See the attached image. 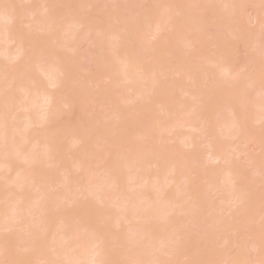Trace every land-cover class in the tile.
Masks as SVG:
<instances>
[{
	"label": "bare ground",
	"instance_id": "bare-ground-1",
	"mask_svg": "<svg viewBox=\"0 0 264 264\" xmlns=\"http://www.w3.org/2000/svg\"><path fill=\"white\" fill-rule=\"evenodd\" d=\"M191 1L197 6L186 7V0H103L102 8L92 0H0V41H4L0 45V115L9 111L13 116L0 117V178L4 179L0 182V231H9L8 236L0 233V251L7 264H176L183 258L189 264H213L220 257L225 264L228 257L216 252V247L230 246L224 235L235 229L232 222L216 215L221 207L215 212L201 188H187L193 205L200 211L208 209L201 216L189 205L180 209L177 196L182 191L179 187L197 175L195 181L207 182L215 195L228 193L233 206L240 203L237 214L264 200V194L255 189L262 184L264 190V181H248L230 159L244 156L256 174L264 176L259 159L230 144L232 140L262 148L249 121L259 124L264 120V70L258 59L264 57V3L256 8V0L254 5L250 0ZM213 1L227 6L226 17L228 11L235 12L232 17H241L239 12L244 13L246 6L255 7L247 22L243 18L233 21L230 16L226 22L243 21L237 40L254 38L251 50L255 47V53L256 44L260 47L256 56L241 60L248 72H232L229 79V66L220 67L224 74L218 71L227 79H217L210 68L205 72L200 67L198 54L189 55L195 47L190 33L195 26L189 27L195 25L194 10ZM85 4L92 6L91 12L87 7L84 12ZM221 5L219 9L209 6L212 21L207 16L211 25L205 26L214 30L201 40H208V47L214 49L221 47L220 37L225 34L219 28L229 29L224 11L219 14ZM110 9L119 10L114 21L98 25L95 14ZM250 25L259 29L253 32ZM228 34L227 43L239 36L232 30ZM79 45L86 46V55L76 54L78 48L71 52ZM196 55L199 65L191 62ZM83 62L94 68L88 76L81 73ZM202 68L217 77L200 72ZM181 74L191 81L190 86L181 85ZM204 77L209 84L202 88L199 82ZM179 90L191 97L189 103L176 98ZM162 93L163 99L159 98ZM197 103L201 104L200 118ZM219 105L232 117L220 112ZM152 106L157 107V115L150 119L146 112ZM100 107L108 111L101 119L95 116ZM13 108L21 111L13 115ZM213 108L219 113L210 111ZM208 109L215 112L208 113ZM211 114L221 115L213 121ZM59 116L70 119L61 121ZM66 124L72 126L65 129ZM181 128L200 130L207 161L226 164L225 170L221 165L202 170L197 154L182 153L177 141L187 149L194 142L191 135L179 137ZM58 132L68 138L59 141ZM223 171L227 185L220 183ZM162 181L172 190L164 191ZM236 184L242 191L234 188ZM161 193L164 198H159ZM111 196L116 199L109 202ZM158 198L173 206L159 203ZM168 209L175 212L173 216ZM251 252L254 260L250 264H264L260 242L253 243Z\"/></svg>",
	"mask_w": 264,
	"mask_h": 264
},
{
	"label": "rangeland",
	"instance_id": "rangeland-1",
	"mask_svg": "<svg viewBox=\"0 0 264 264\" xmlns=\"http://www.w3.org/2000/svg\"><path fill=\"white\" fill-rule=\"evenodd\" d=\"M103 2V0H96V3H95V0H92V3H93V5H96L95 7H98V8H102V4H100V3H102ZM188 3H186L185 2V6L186 7H190V6H194L195 5V2H192L191 0H186ZM232 1H234V0H232ZM264 0H256V2H255V0H250V3H258L257 5H255V7L256 8H260L262 5H261V3H264L263 2ZM122 2V1H121ZM192 2V4H190ZM216 2V1H215ZM235 2V1H234ZM233 2V3H234ZM209 3H211V4H213V5H209ZM228 3H229V1H228ZM252 3V4H253ZM104 4V3H103ZM122 4V3H121ZM125 4V2L123 3V5ZM145 4L146 3H144L143 4V6L145 7ZM207 4V3H206ZM232 4V3H231ZM142 5V4H141ZM188 5V6H187ZM212 8L213 7V9H214V6H217L218 7V5L220 6L221 4H214V1L213 2H208V4L206 5V7L207 8H209V10L207 11L206 9H204V8H206V7H204V8H202V6L200 7H198V10H197V8L194 10V13H195V15H196V17L194 16V19H193V21L192 22H194V20H195V18H196V20L200 23V25L202 26H198V25H196L197 24V22H196V20H195V22H194V24L195 25H192V23L189 25V27L190 26H192V28H193V26H195L194 28H193V30H191L190 31V33H191V35L192 36H194L195 38H196V40H195V38H193L192 37V39L191 40H193L194 41V43H195V47H193V48H191V49H189L190 50V52H189V55L190 54H193V56H195L194 54H198V58H199V61H197L198 60V58H197V55H196V59H192L190 56L187 58V59H189V58H191L192 60H191V62L194 64V65H199L200 64V67L201 66H203V68L205 69V72L210 68V72L211 71H213L214 72V74H216L217 73V76H218V78L217 79H219V78H221V77H225L226 78V75H230V73H232V72H248L247 71V68L245 69V68H242V62H243V59H245V57H247L248 55H249V57H250V55L251 56H256L257 55V52L259 51V50H257L258 48H260L259 46L257 47V45L258 44H256V53H255V50H254V48H252L253 50H251V47L252 46H255L254 45V43H253V40H254V38H252V39H249V37H247V36H245V37H243L242 38V40H244V41H238L237 39L238 38H240V35H239V29H240V27L242 28V26H241V24H242V22H241V24H239L238 22L243 18L244 19V21H246L247 22V18L250 16V13L251 14H253V9L255 8H253V7H251L250 5H248V6H246L247 8L245 9V7H243L244 9H245V11H244V13H243V10H242V12H239V14L240 13H242V15L243 16H241V17H237L236 15V17L235 16H233L232 17V14H234L235 12L234 11H232L233 13H230L229 11H228V13H227V15H228V17H226V8L225 7H227V6H225V7H223L224 5H221V8H220V10H219V14H221L220 13V11H224V12H222V14L223 15H225V17H224V19H226V20H224L225 21V24L227 25L228 24V26H229V29H225V31L223 30L224 28H219L220 30L219 31H223V33H225V34H230V32H231V30H232V32L233 33H237L238 32V34L237 35H239L238 37H231V39L229 38L228 39V43H227V36L224 34L223 36H221L220 38H221V40H220V44L221 45H219V46H221V47H218V45H217V47L218 48H216V49H214L213 48V46L212 47H208V44L210 43L208 40H206V42H204V43H202V39H203V36H208L209 35V37H210V34L212 35V33H213V28L212 29H210L209 28V26H208V28H207V26H205L206 24H209L208 22L209 21H212V19H209L210 17H212L209 13H210V10L211 11H213V9H210V7ZM254 5V4H253ZM84 6V5H83ZM104 6V5H103ZM125 6V5H124ZM128 6V5H127ZM197 5H195V7H196ZM245 6V5H244ZM85 7H87V9H88V11L89 12H91V10H90V8L92 7V6H86V4H85V6H84V9H85ZM90 7V8H89ZM222 7H223V10H221L222 9ZM228 7H229V5H228ZM114 8V7H113ZM87 9H85L84 10V12H87L86 10ZM92 9V8H91ZM118 9V8H117ZM120 9V8H119ZM140 9H141V7H140ZM147 8H145V10H146ZM216 9V8H215ZM218 9H219V7H218ZM218 9H216V11L218 10ZM225 9V10H224ZM144 10V11H145ZM82 11H83V7H82ZM118 11L119 10H111L110 9V12H102V13H98L99 15H97L96 16V14H95V20L97 21V24L98 25H106V24H108V23H112L113 21H114V17H115V15H117L118 14ZM215 11V10H214ZM241 11V10H240ZM141 12H142V9H141ZM209 12V13H208ZM207 13H208V15H207ZM221 14V15H222ZM231 14V15H230ZM238 14V13H237ZM220 15V17H222ZM208 16V17H207ZM229 16L230 17H232L231 19H233V21H238L237 23L236 22H233V21H231L230 22V20L228 21V23H226L227 22V20L228 19H230L229 18ZM207 17V19H205ZM223 17H222V19H223ZM240 19V20H239ZM246 19V20H245ZM205 20V21H204ZM208 22H207V21ZM203 21V23H201ZM222 22V21H221ZM206 23V24H205ZM223 23V22H222ZM224 24V23H223ZM222 24V25H223ZM230 24V25H229ZM231 24H234V25H232L231 26ZM209 25H211V22H210V24ZM244 25V24H243ZM246 25V24H245ZM228 26H225V28H228ZM231 26V27H230ZM263 26H264V24H263ZM232 27H233V29H232ZM234 27L237 29V30H235L234 29ZM249 28L251 29V31H253V32H256L259 28H258V26L257 25H250L249 26ZM222 29V30H221ZM231 29V30H230ZM227 30V31H226ZM239 30V31H238ZM229 31V32H228ZM237 31V32H236ZM198 32H199V34H200V36H198L197 34H198ZM214 33H215V31H214ZM263 33H264V31H263ZM194 34V35H193ZM196 34V35H195ZM208 34V35H207ZM221 34H222V32H221ZM229 34H228V36H229ZM167 34L165 33V34H163V36H166ZM202 36V37H201ZM224 36H226L225 38H223ZM263 36H264V34H263ZM262 36V37H263ZM199 37L201 38V39H199ZM236 39L237 41H238V44L236 43L235 44V41L233 40V39ZM146 39H147V37H146ZM150 39H151V37H150ZM197 39L199 40V41H201V42H198L197 41ZM260 39V38H259ZM263 39V38H262ZM148 40H149V36H148ZM210 40V39H209ZM240 40V39H239ZM146 41V40H145ZM144 41V42H145ZM181 41H182V39H181ZM193 41H192V43H193ZM264 41V40H263ZM262 41V42H263ZM2 42H4V41H2ZM2 42L0 41V45L2 44ZM179 41H177V43H178ZM240 42V43H239ZM146 43V42H145ZM181 43V42H180ZM182 43L184 44V41H182ZM218 43V44H219ZM3 44H5V43H3ZM148 44H149V42H148ZM226 44L228 45V46H226ZM253 44V45H252ZM12 46H15V44L13 45V43L11 44ZM178 45H180V44H178ZM260 46H262V43H261V45ZM178 47H180V46H178ZM216 47V46H215ZM1 48H3V46H1ZM77 49L78 48V51L77 52H75L76 54L79 52V54L80 55H86V53H87V48H86V46H84V45H79V47L77 46V47H74L72 50H71V52L74 50V49ZM220 48V49H219ZM264 48V47H263ZM187 48H185L183 51H185ZM188 50V51H189ZM182 51V50H181ZM187 50L185 51V53H187L188 52ZM182 53V52H181ZM254 54V55H253ZM260 54V53H259ZM185 55V54H184ZM187 55V54H186ZM261 55V54H260ZM188 56V55H187ZM192 56V55H191ZM194 58V57H193ZM254 59H256V57L254 58ZM258 59H261L263 62H261V63H263V70H264V57L263 58H261V57H259ZM257 59V61L259 62V60ZM241 60H242V62H241ZM260 60V61H261ZM194 61V62H193ZM214 61H215V63H214ZM246 61V60H245ZM256 61V62H257ZM117 62V61H116ZM115 62V63H116ZM170 62H171V59H170ZM187 62H189V63H191L190 61H187ZM195 62H196V64H195ZM198 62H199V64H198ZM119 63V62H118ZM169 63V62H168ZM245 63V62H244ZM241 67H240V66ZM249 65V64H248ZM82 66H83V70H82V75H84V76H88L89 74H91L92 72V70H94V68H93V66L90 64V63H88V62H83L82 63ZM169 66H172V64H169L168 66H167V70H166V68H165V72H167L168 70H169ZM223 66H229V68H230V72H228L225 76H223V71H220V69L223 67ZM249 66H251L252 67V65H249ZM249 66H248V68H249ZM117 67V66H116ZM187 67H189V66H187ZM221 67V68H220ZM244 67V66H243ZM250 67V68H251ZM201 69V70H199L200 72L203 70V72L202 73H205L204 72V69ZM208 68V69H207ZM217 68H218V70H217ZM198 69L199 68H197V71H198ZM211 69H214V70H211ZM215 70L217 71V72H215ZM222 70V69H221ZM249 70V69H248ZM80 71V70H79ZM209 71V70H208ZM218 71H220L221 73H223V74H220V72L218 73ZM94 72V71H93ZM171 72V71H170ZM208 73V74H210V76L211 77H217L216 75L215 76H212L213 75V72L212 73ZM225 73H226V71H224ZM184 73V74H183ZM182 74L184 75V77H186L187 76V74H186V72H183ZM199 73V72H198ZM201 73V74H202ZM207 73H205V74H207ZM250 73H251V69L249 70V75H250ZM182 74H181V77L180 78H182L181 80V82H180V79H177V81H179L180 83H181V85H182V83H184V84H189L190 82H188L189 81V79L188 78H183V76H182ZM201 74L199 73V76H201ZM205 74H202L203 76L205 75ZM207 74V75H208ZM252 74V73H251ZM220 75V76H219ZM228 75V76H229ZM246 76H244L245 78H247V73L245 74ZM210 76H208V77H210ZM231 76V75H230ZM230 76L229 77H227L228 79L230 78ZM242 76V75H241ZM97 78H98V76H96ZM95 77V78H96ZM206 77V76H205ZM204 77V80L206 79V78H208V77H206L205 78ZM252 77V76H251ZM94 78V79H95ZM225 78H222V80L221 81H223V79H225ZM226 78V79H227ZM101 79V78H100ZM217 79H215V81L217 80ZM242 79H243V77H242ZM241 79V80H242ZM250 79V78H249ZM198 80L199 79H197V82H198ZM207 80V79H206ZM205 80V81H206ZM209 80H211V78H209ZM208 80V81H209ZM96 81H97V79H96ZM99 81V80H98ZM101 81V80H100ZM203 80H200V85L202 86V88H203V86L205 85V83H207V84H209L207 81L205 82H202ZM213 80H211V82H212ZM218 81V80H217ZM220 81V80H219ZM94 82V81H93ZM210 82V83H211ZM245 82H247V79H246V81ZM244 82V83H245ZM95 83V82H94ZM202 83H204L203 85H202ZM243 83V84H244ZM107 84V83H106ZM90 85V84H89ZM104 85H105V83H104ZM191 85V83L189 84V86ZM197 85H199V84H197ZM199 85V88L201 87ZM214 85V84H213ZM188 86V85H187ZM91 87V86H90ZM205 89V88H204ZM199 90V89H198ZM203 91V90H202ZM232 91V93L234 92L233 90H231ZM199 92V91H198ZM201 93V92H200ZM235 93V92H234ZM126 95V94H125ZM159 98H161V99H163L164 98V93H162L161 94V96L159 97ZM165 98H166V96H165ZM176 98L178 99V100H185V99H187V103H189L188 101H189V99H191V97L189 98V95H185V94H182L181 93V91L179 90V91H177V96H176ZM191 101V100H190ZM57 102H60L59 100L57 101ZM181 102V101H180ZM185 102V101H184ZM192 102H193V100H192ZM28 103V102H27ZM223 103V102H222ZM221 103V105H222V107H223V105L225 106V104H222ZM134 104H136V102L134 103ZM197 104H199V103H197ZM196 104V105H197ZM198 106V105H197ZM201 106V104H199V106L197 107V110L195 109V111H196V113L197 114H199V118L201 117L200 116V111L199 110H201L200 107ZM220 106V105H219ZM219 106H218V108H219ZM200 107V108H199ZM226 107V106H225ZM156 108L157 107H155V108H153V106H152V108L150 107V109L146 112V115H147V118H150V119H152V118H155L156 117V115H157V113H156ZM224 108V107H223ZM223 108H221V106H220V108H219V111L221 112H224V114L225 113H227L226 112V110L225 109H223ZM17 109L18 108H16V109H14L13 108V110L16 112H14L13 110H11L10 109V111H12V112H10V113H13V115L14 114H17ZM203 109V108H202ZM216 109H217V107H216ZM216 109L215 108H213V109H210V111H212V110H215L216 111ZM222 109V110H221ZM227 109V108H226ZM18 110H20V109H18ZM7 111V110H6ZM21 111V110H20ZM23 111V110H22ZM199 111V112H198ZM209 111V109H208V113L210 112ZM215 111H213V112H215ZM218 111V110H217ZM216 111V112H217ZM219 111L217 112V113H219ZM229 111V110H228ZM213 112H210V113H213ZM8 113H9V111L7 112V114L5 115L6 117H9V116H12V115H8ZM19 113V112H18ZM107 113H108V111L107 110H103L102 109V107H100L99 109L97 108V110H96V117L97 118H103V117H106L107 116ZM207 113V112H206ZM240 113V112H239ZM22 114V113H21ZM65 114V113H64ZM223 114V115H224ZM238 114V113H237ZM215 115V114H214ZM219 115H221V114H219ZM219 115H215V116H213V114H211V116H212V120H213V117H214V120L215 121H217V119H216V117L217 116H219ZM226 116H229V117H232L231 116V114H229V112L227 113V114H225ZM2 116H4V115H0V117L1 118H4V117H2ZM61 116V115H60ZM59 116V117H60ZM63 116V115H62ZM210 116V115H209ZM209 116H207V119H209L210 120V117ZM226 116H225V118H226ZM239 116V115H238ZM13 117V116H12ZM67 117V116H66ZM66 117H60L61 119V121H63V120H67L68 119V117L66 118ZM228 117V118H229ZM65 118V119H64ZM72 118H73V116H72ZM197 118V117H196ZM217 118H220V116L219 117H217ZM9 119H11V118H9ZM63 119V120H62ZM69 119H70V117H69ZM68 119V120H69ZM65 120V121H66ZM199 120V121H198ZM213 120V121H214ZM61 121H59L61 124H62V122ZM64 121V122H65ZM72 121V120H71ZM75 120L73 119V122H74ZM68 122H70V121H68ZM68 122H65V123H67L68 124ZM76 122V121H75ZM57 123V122H56ZM72 123V122H71ZM64 124V123H63ZM62 124V125H63ZM66 124V126H65V129H66V127H68V126H72V124L70 125H67ZM196 124L197 125H200V119H197V122H196ZM249 125H250V127H252L251 129H252V132L253 133H255L256 134V136H255V138H257L258 140H260V142H261V144H262V148H259V146H257V145H255V144H252V143H250V144H248V145H239L238 143H236L235 141L234 142H232V140H231V142H230V144H233V145H235L236 144V147H240V150H242V149H244V151L248 154V157H251L252 159H259V161H260V164L262 165V166H264V120H262L261 121V123L259 122V124H257V123H254V122H250L249 121ZM60 126V125H59ZM58 126V127H59ZM64 126V125H63ZM71 128V127H70ZM59 130L60 129H62V127H60V128H58ZM64 129V128H63ZM63 129H62V131H63ZM65 131V136H66V131L67 130H64ZM166 132V131H165ZM59 133V135L58 136H56V139H58L59 141L60 140H62V137L64 136H61L60 135V133H62V132H58ZM55 134V133H54ZM164 135H166V134H164ZM169 134H167V136H168ZM171 135V134H170ZM170 135H169V137H170ZM186 135H191V137H192V140H193V142H194V146L193 147H191V148H189L188 147V149H187V147L185 148V147H182L181 146V143H180V141L178 142H176L177 144H178V147L180 148V151L182 152V153H189V154H192V155H194V156H196V154H197V159H198V164L200 165V168L202 169V170H208V169H214L216 166H219V165H221V167H222V169L223 170H225V168L227 167L226 166V164H211V163H209L207 160V158L205 157V155H204V152H205V150H206V145H205V143H204V141H205V136L204 135H202V133L200 132V130L198 131L197 129L196 130H194V129H187V128H185V129H183V128H181V129H179V137H183V136H186ZM55 136V135H54ZM53 137V136H52ZM54 138V137H53ZM66 138H68V137H63V140H65ZM32 142V141H31ZM33 143V142H32ZM32 143H31V145H32ZM63 143H66V142H63ZM228 143L229 142H226V144L228 145ZM29 144V143H28ZM27 144V145H28ZM171 144V143H170ZM173 144V143H172ZM31 145H30V147H31ZM36 146H37V144H34V146H32V147H34V148H32V149H35L36 148ZM230 149V148H229ZM230 159H234L235 161H236V164L238 165L237 167H239V169H241L242 170V172L245 174V177L247 178V180L248 181H253V183L255 182L256 184L258 183V182H260V181H264V176L262 177V175L260 176V173L259 174H256V171H255V169H254V165H252V164H249L248 163V161H246V158H244V156H238V157H235V156H233V157H231ZM228 164V163H227ZM221 169V170H222ZM225 171H223L221 174H222V176H221V174H220V176L221 177H223V179H222V181H220V183H222V184H224V185H227V182L225 181V179L224 178H226V176H227V174L226 173H224ZM262 174V173H261ZM220 178V177H219ZM2 179V176H1V178H0V182L2 183L3 182V180H1ZM191 181H190V183H187V185H181L180 186V184H179V188L181 189V187H182V191L180 192V195H178L177 196V200H178V202L179 203H181L182 205L179 207L178 205H179V203L178 202H175L174 203V205H177L180 209H182V208H189V207H182L183 205H189L191 208H193L192 210H194L193 212H195V213H197V215L198 216H201L203 213H204V211H207L208 209H206V208H204L203 210L204 211H200L199 209H198V207H196L195 205H193V199L191 200L190 199V196H189V190L187 191V188L189 189V187H192V188H195V189H197V188H201V189H203V191L205 192V195H206V199H208V201L210 200V202H212V204H213V206L212 207H214V205H215V212H216V208H219L220 209V207H221V210H218L217 211V213H219V214H216L217 216L219 215H221V218L223 217V218H228L229 220H230V222H232V225H233V228H235V229H233L231 226H230V228H232L233 230H235V231H229L226 235H224V236H227L228 238H229V240L231 241V244H230V246L226 249V248H224V249H226V250H224L223 249V246H218V247H216V252H220V254L222 255L223 253L224 254H226V256L228 257V258H226V261H225V264H232L233 262H239L240 264H250V263H252L253 262V260H254V258H253V252H251V246L253 245V243L255 242V241H257V242H260L261 243V245H262V247L264 248V200H263V198H262V201H257V202H255L254 204H253V206H251L250 208H248L247 210H242L243 212H240L241 211V209L239 210V213L237 214V208L241 205L240 203L239 204H237V205H235V206H233L234 205V202H232V200L231 199H229V196H230V194H228V193H226L225 195H224V197H220V195H215L214 194V192H212L211 191V189H210V186H208V184H207V182H202V181H195V180H197V175H192L191 176ZM220 179V180H221ZM184 180H182V182H183ZM166 181H162V184L160 183V186L162 187V185L165 183ZM181 181H179V183H180ZM5 183V182H4ZM186 182L184 181V184H185ZM241 183H243V182H241ZM106 184V183H105ZM5 185V184H4ZM143 185V183L141 182L138 186H137V188L138 187H140V186H142ZM165 185V184H164ZM163 185V186H164ZM2 186H3V184H2ZM1 186V187H2ZM238 186H239V184H236L235 185V189H237L238 188ZM170 188H171V186H169ZM169 187H165L164 186V188H165V190L164 191H166L167 190V188H169ZM262 187H263V185L262 184H257L256 185V190H257V192H256V190L254 189V191L256 192V193H263L264 194V190H262ZM136 188V187H135ZM134 188V189H135ZM169 188V189H170ZM163 190V189H162ZM170 190H172V189H170ZM167 191H169V190H167ZM237 191H242L240 188L239 189H237ZM165 194L167 193V192H164ZM162 195V196H161ZM164 194L163 193H161L160 194V196L161 197H159V198H164L165 197V195L163 196ZM264 197V196H263ZM111 198V199H110ZM115 200L116 199V197H109V199L111 200H109V202H112V201H114L113 199ZM158 198V199H159ZM159 200H161V202H159V203H162L163 202V204L165 203L166 205H170V207H172L173 206V204L171 205V204H167V202L165 201H163L162 199H159ZM159 203H157V204H159ZM178 203V204H177ZM155 204H156V201H155ZM164 204V205H165ZM211 204V205H212ZM161 205V204H160ZM164 205H163V208H164ZM177 206H175L174 208L176 209V207ZM177 207V208H178ZM182 207V208H181ZM131 208H133V207H131ZM166 208V207H165ZM164 208V209H165ZM168 208V207H167ZM178 208V209H179ZM173 209V208H172ZM172 209H170V210H172ZM169 210V209H168ZM168 210L166 211V214H167V212H168ZM169 210V211H170ZM212 211V210H211ZM220 211V212H219ZM213 212V211H212ZM169 213V212H168ZM172 213V211H170V214ZM174 211H173V213L171 214L172 216L174 215ZM182 216H186V215H182ZM230 217V218H229ZM140 219V218H139ZM138 221H141V220H138ZM208 227V226H207ZM183 228H185L184 226H183ZM195 228V227H194ZM196 231H198L199 232V230H198V228L196 229ZM200 231H201V229H200ZM9 232V231H8ZM8 232H7V230L6 231H0V233H1V235L2 236H8ZM23 232H21V234H22ZM127 234H128V232H127ZM23 235V234H22ZM223 236V237H224ZM12 237V236H11ZM222 237V238H223ZM221 238V239H222ZM178 238H176V241L177 242H179V241H181L180 239H182L181 237H179V240H177ZM220 241V240H219ZM11 248V247H10ZM9 249V248H8ZM3 252V251H2ZM1 251H0V264H7V261H6V259L3 257V253H2ZM221 258H222V260H221ZM171 259V258H170ZM220 260H218V261H216L215 260V263H213V264H223V260L225 259V258H223V257H220L219 258ZM189 263H191V261L189 260V259H186V258H183V259H179L178 261H176V264H189ZM207 264H210V263H207Z\"/></svg>",
	"mask_w": 264,
	"mask_h": 264
}]
</instances>
